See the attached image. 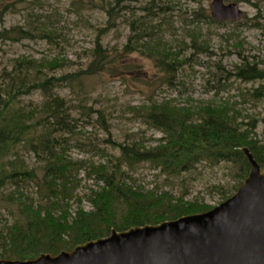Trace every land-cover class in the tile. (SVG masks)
<instances>
[{
  "label": "rangeland",
  "instance_id": "rangeland-1",
  "mask_svg": "<svg viewBox=\"0 0 264 264\" xmlns=\"http://www.w3.org/2000/svg\"><path fill=\"white\" fill-rule=\"evenodd\" d=\"M98 1L0 0V87L7 82L6 73L23 61L33 62L55 77L86 69L99 30L107 26ZM212 1L126 0L115 7V26L101 36L113 63L95 76L76 78L59 91L74 119L73 132L65 135L67 154L73 162L82 161L90 167L119 156L117 147L109 142L156 146L163 134L145 121L141 108L168 100H176L175 104L185 109L229 102L242 114L240 121L247 122L248 116L257 119L255 132L264 142V101L249 97V91L260 83H243L228 75L243 57L264 62V0H224L244 12L241 21L224 25L205 19L204 15L210 16ZM133 25L148 35L142 40L137 35L134 38ZM22 30L29 33L28 39ZM195 38L200 46L192 49ZM132 41L134 52L124 54ZM147 45L175 49L181 55L175 74L169 76L158 69L148 56ZM44 101L39 91L21 98L33 108H40ZM19 158L30 169L40 165L27 148L20 150ZM238 173L234 163L202 162L174 177L144 163L131 176L147 191L168 192L185 202L214 209L236 193ZM78 179L77 193L84 209L91 211L87 198L97 186L85 170ZM71 205L75 211V201ZM6 206L13 211L17 207L0 201V211L10 219Z\"/></svg>",
  "mask_w": 264,
  "mask_h": 264
},
{
  "label": "trees",
  "instance_id": "trees-1",
  "mask_svg": "<svg viewBox=\"0 0 264 264\" xmlns=\"http://www.w3.org/2000/svg\"><path fill=\"white\" fill-rule=\"evenodd\" d=\"M125 1H98L107 16V26L99 30L86 69L55 77L43 67L23 61L6 73L7 82L0 87V201L16 205L17 210L5 207L10 219L0 211V259L26 261L42 254L58 255L106 238L113 230L128 231L212 210L168 192L147 191L138 186L131 175L141 164L148 163L161 174L177 177L202 162L234 163L239 170L235 192L251 170L242 148H248L264 169V142L255 132L257 119L248 116L247 122L240 121L242 114L229 102L186 109L178 107L176 100L153 102L141 109L145 121L163 134L156 146L147 148L133 141L115 145L109 142L117 147L119 156L90 167L82 161H72L67 154L65 135L73 132L74 119L59 91L76 78L95 76L113 63L101 36L115 26L118 15L115 7ZM204 17L209 23L225 24L209 15ZM132 28L134 38L137 35L142 40L148 35L135 25ZM21 34L28 39L27 31L22 30ZM133 44L134 41L125 47L124 54L134 52ZM199 46L195 38L190 47ZM146 48L158 69L169 76L175 74L181 57L175 49L159 45ZM228 75L243 83H260L257 89L249 91V97L264 101V62H251L243 57ZM36 91L45 98L40 108L21 102L22 97ZM23 148L33 152L40 161L38 167L30 169L20 160ZM81 170L97 186L87 198L91 211L84 209L83 199L77 193ZM73 201L77 205L75 211Z\"/></svg>",
  "mask_w": 264,
  "mask_h": 264
},
{
  "label": "water",
  "instance_id": "water-1",
  "mask_svg": "<svg viewBox=\"0 0 264 264\" xmlns=\"http://www.w3.org/2000/svg\"><path fill=\"white\" fill-rule=\"evenodd\" d=\"M211 18L237 23L235 3L213 0ZM250 173L235 195L214 209L157 225L113 230L106 238L31 260L0 264H264V170L242 148Z\"/></svg>",
  "mask_w": 264,
  "mask_h": 264
}]
</instances>
